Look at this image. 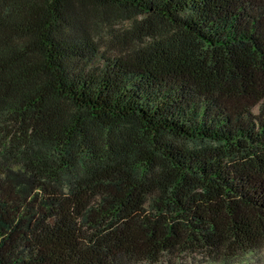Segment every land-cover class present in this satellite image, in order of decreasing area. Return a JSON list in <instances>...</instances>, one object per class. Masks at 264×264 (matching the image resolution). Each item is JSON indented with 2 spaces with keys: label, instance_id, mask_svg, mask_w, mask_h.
I'll return each mask as SVG.
<instances>
[{
  "label": "trees",
  "instance_id": "obj_1",
  "mask_svg": "<svg viewBox=\"0 0 264 264\" xmlns=\"http://www.w3.org/2000/svg\"><path fill=\"white\" fill-rule=\"evenodd\" d=\"M0 114V264L264 249V0H0Z\"/></svg>",
  "mask_w": 264,
  "mask_h": 264
},
{
  "label": "rangeland",
  "instance_id": "obj_2",
  "mask_svg": "<svg viewBox=\"0 0 264 264\" xmlns=\"http://www.w3.org/2000/svg\"><path fill=\"white\" fill-rule=\"evenodd\" d=\"M85 20L89 30L101 48L104 56L120 55L125 51L127 40L131 37L132 21L125 20L121 11L114 8H101L91 3H85ZM142 18V17H140ZM103 62V60H101ZM258 112V108L255 109ZM12 114H0V127L10 130ZM141 264H224L203 254L197 253H167L157 263L143 262ZM234 264H264V249L248 253Z\"/></svg>",
  "mask_w": 264,
  "mask_h": 264
}]
</instances>
